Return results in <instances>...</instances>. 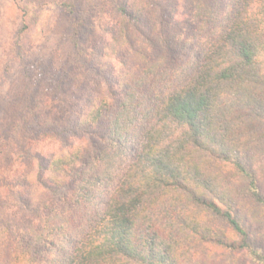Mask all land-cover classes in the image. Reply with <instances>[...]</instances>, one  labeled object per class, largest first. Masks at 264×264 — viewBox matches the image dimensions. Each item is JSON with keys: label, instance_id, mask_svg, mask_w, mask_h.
Here are the masks:
<instances>
[{"label": "clouds", "instance_id": "1", "mask_svg": "<svg viewBox=\"0 0 264 264\" xmlns=\"http://www.w3.org/2000/svg\"><path fill=\"white\" fill-rule=\"evenodd\" d=\"M0 264H264V0H0Z\"/></svg>", "mask_w": 264, "mask_h": 264}]
</instances>
